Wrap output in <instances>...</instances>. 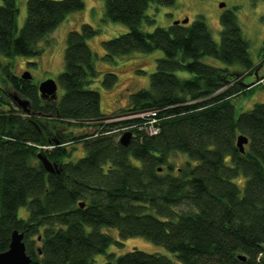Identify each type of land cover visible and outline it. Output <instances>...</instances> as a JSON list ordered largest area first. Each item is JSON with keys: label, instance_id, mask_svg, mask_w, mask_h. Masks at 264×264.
Segmentation results:
<instances>
[{"label": "trees", "instance_id": "1", "mask_svg": "<svg viewBox=\"0 0 264 264\" xmlns=\"http://www.w3.org/2000/svg\"><path fill=\"white\" fill-rule=\"evenodd\" d=\"M103 1L105 19L128 28L102 41L105 56L163 53L149 88L129 94V105L115 114L155 110L158 132L144 130L145 118L106 120L99 92L86 88L98 74L84 42L97 29L87 23L66 34L64 69L58 76L63 94L52 106L0 60V252L17 230L30 264H93V256L105 254L114 241L104 229L114 228L121 241L143 236L181 264H264V102L238 116L234 109L237 97L264 88V75L247 84L242 79L264 64V39L255 64L230 11L220 17L216 43L201 15L186 25L140 29L143 20L151 22L145 14L150 4L172 5L174 0ZM15 2L0 0L4 59L39 56L38 43L84 7L82 0H26L25 22L17 32ZM204 56L240 69L208 65ZM177 70L188 76H177ZM115 80L107 73L104 83L111 87ZM6 86L28 101L27 110L16 101V107L11 105ZM47 114L52 126L63 127L60 133L43 132L40 116ZM80 122L94 131L74 134L71 128ZM124 131L132 133L128 146L119 143ZM239 135L247 138L243 152L236 146ZM75 142L86 154L65 162L72 150L67 146ZM38 152L59 172L44 171ZM174 154L187 159L175 167ZM240 174L243 194L233 182ZM21 206L28 210L25 219L16 215ZM105 255V264H176L163 254L135 248L117 257Z\"/></svg>", "mask_w": 264, "mask_h": 264}, {"label": "rangeland", "instance_id": "2", "mask_svg": "<svg viewBox=\"0 0 264 264\" xmlns=\"http://www.w3.org/2000/svg\"><path fill=\"white\" fill-rule=\"evenodd\" d=\"M17 6L16 15V31L18 32L26 18V0H15ZM84 7L80 11L69 13L66 18L58 23L39 44L42 52L39 56L25 57L14 56L10 59L0 57L2 62L11 64V71L18 74L27 69L32 75V82L36 85L45 79L51 77L57 83L56 95L58 101L63 94L62 85L58 82V76L64 69V50L66 47V34L70 30H79L80 25L87 23L97 29V33L92 37L85 38V41L93 52L94 67L97 70V76L86 86L99 92L100 110L103 114H107L109 121L120 118L126 114H117L121 109L129 105V94L139 89H147L150 85V75L155 70L156 59L163 56L161 50L152 52L134 51L127 55L109 58L105 56L102 41L115 37L122 32L128 30L127 26L121 22L106 20L104 17V1L103 0H82ZM220 3L224 4L220 6ZM232 12L236 22L241 30L242 36L248 41V52L252 61L257 64L260 59L261 47L264 39V0H174L172 5L150 4L145 14L151 19V22L142 21L140 29L144 32H150L154 27H168L175 20L188 18L189 24L198 15L203 16L206 26L209 29L212 39L219 43L221 22L220 17L225 12ZM202 60L206 63L218 67H226L229 70L237 71L240 68L237 65H226L220 60L211 56H204ZM107 73H113L116 80L111 87H107L104 83ZM179 77H186L188 74L183 71H175ZM244 73L242 74V76ZM264 75V64L260 65L255 73L244 76L243 83L247 84L256 79V76ZM1 84V83H0ZM10 91L11 89L6 86ZM264 102V88L256 86L250 94L237 97L234 100L235 116L241 112L250 110L254 104ZM11 105L16 107L11 101ZM74 134L86 133L94 131L91 125H85L80 122L71 128ZM70 146V145H69ZM70 154L65 157V162H75L78 158L83 157L86 151L81 143L75 142L72 146ZM69 149V150H70ZM187 159L185 154H174L171 161L175 167ZM229 162L228 158H226ZM233 182L238 186L240 194L244 190V176L242 174L233 178ZM28 210L25 206H21L17 210L20 218H27ZM114 241H112L106 249L105 254L113 253L115 257L135 249L147 252L158 253L173 259L176 264H181L176 260L172 253L165 248L156 244L143 236H130L122 241L118 239V234L114 228H105ZM96 254L93 256V264H105L106 255Z\"/></svg>", "mask_w": 264, "mask_h": 264}, {"label": "water", "instance_id": "3", "mask_svg": "<svg viewBox=\"0 0 264 264\" xmlns=\"http://www.w3.org/2000/svg\"><path fill=\"white\" fill-rule=\"evenodd\" d=\"M224 4L220 3V6H223ZM188 22V18L185 16V18L181 20H175L173 24H185ZM22 79H29L31 78V75L28 71H25L21 74ZM254 83L248 85V88L252 86ZM57 83L55 80L48 78L43 81H41L37 87L38 93L40 94V97H47L52 98V100L57 99L56 90H57ZM14 100L16 101L17 105L22 107L24 110H27L26 105H28V101L23 98H19V96L14 95ZM119 143L123 146H128L132 133L130 131H124L121 135H119ZM236 146L240 150V152H243V146L247 143V138L244 135L237 136ZM36 157L38 158V161L42 165L44 171L52 173V172H59V168L57 165L48 160V158L44 155L42 152H38L36 154ZM23 233L18 232L17 230L12 231L8 248L0 252V264H30L31 259L25 252V244L23 242ZM241 260H244L243 257H239Z\"/></svg>", "mask_w": 264, "mask_h": 264}, {"label": "flooded vegetation", "instance_id": "4", "mask_svg": "<svg viewBox=\"0 0 264 264\" xmlns=\"http://www.w3.org/2000/svg\"><path fill=\"white\" fill-rule=\"evenodd\" d=\"M25 71H28L27 69H23L19 75L17 74V77L21 76L22 73H24ZM29 72V71H28ZM30 74V72H29ZM31 75V74H30ZM21 78V77H19ZM22 79V78H21ZM24 81H27V82H31L32 84L36 86H38V84L36 85L35 83L32 82V75H31V78L25 80V79H22ZM41 82V81H40ZM36 90H37V87H36ZM15 93V91H12V90H8L6 91V95L9 97V99H11V101H15L14 98H13V94ZM37 93H38V90H37ZM38 96H39V100L43 103V104H46V105H54L55 104V100H52V98H47V97H40V94L38 93ZM29 105V104H28ZM41 118L45 119V122L42 123V126L41 128L43 129V132L45 134H51V131L53 132H57V133H60L62 130H63V127H60L59 125H51L50 122L48 121L49 119L52 118V116L50 114H47V115H42L40 116ZM31 259V258H30Z\"/></svg>", "mask_w": 264, "mask_h": 264}, {"label": "built area", "instance_id": "5", "mask_svg": "<svg viewBox=\"0 0 264 264\" xmlns=\"http://www.w3.org/2000/svg\"><path fill=\"white\" fill-rule=\"evenodd\" d=\"M155 114L156 111L155 110H144V111H138L137 113H129L126 114L122 117H118L115 118L116 119H123V120H129V119H134V118H141V119H148L144 125V130L148 133V134H155L158 132V127L155 125L156 120H155Z\"/></svg>", "mask_w": 264, "mask_h": 264}]
</instances>
